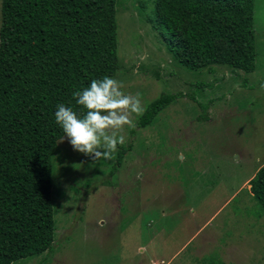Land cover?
<instances>
[{
  "label": "rangeland",
  "instance_id": "1",
  "mask_svg": "<svg viewBox=\"0 0 264 264\" xmlns=\"http://www.w3.org/2000/svg\"><path fill=\"white\" fill-rule=\"evenodd\" d=\"M153 1L116 0L112 78L144 107L179 95L151 125L125 128L112 160L57 141L53 242L12 264H264V212L248 183L264 164V0L253 3L250 73L177 65L149 22Z\"/></svg>",
  "mask_w": 264,
  "mask_h": 264
},
{
  "label": "trees",
  "instance_id": "2",
  "mask_svg": "<svg viewBox=\"0 0 264 264\" xmlns=\"http://www.w3.org/2000/svg\"><path fill=\"white\" fill-rule=\"evenodd\" d=\"M254 0H154L151 27L185 70H254ZM116 0H0V264L47 251L54 235L52 158L64 136L57 105L79 114L73 92L113 77ZM179 94L161 93L136 128ZM121 152L118 153V157ZM264 212V164L249 180Z\"/></svg>",
  "mask_w": 264,
  "mask_h": 264
},
{
  "label": "clouds",
  "instance_id": "3",
  "mask_svg": "<svg viewBox=\"0 0 264 264\" xmlns=\"http://www.w3.org/2000/svg\"><path fill=\"white\" fill-rule=\"evenodd\" d=\"M121 81L104 76L93 79L88 87L73 92L76 104L85 112L79 115L71 106L57 105L55 121L72 149L91 160H112L118 145H124L125 128H134V117L146 110L139 93L122 91Z\"/></svg>",
  "mask_w": 264,
  "mask_h": 264
}]
</instances>
